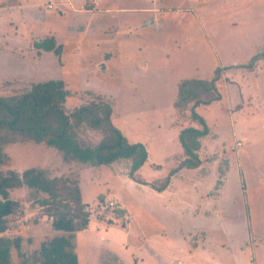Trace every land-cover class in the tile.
Instances as JSON below:
<instances>
[{"label":"rangeland","instance_id":"rangeland-1","mask_svg":"<svg viewBox=\"0 0 264 264\" xmlns=\"http://www.w3.org/2000/svg\"><path fill=\"white\" fill-rule=\"evenodd\" d=\"M104 1L0 0V94L56 78L62 79L69 91L66 111L82 104L108 102L113 125L129 142L146 143L149 148L133 176L159 184L182 158L178 141H172L173 127L181 125L182 118L200 127L189 105L182 113L173 110L178 81L210 79L215 66L226 67L223 79L216 81L219 98L195 108L207 125L200 138L204 150L197 151L200 165L178 170L176 178L194 183L199 193L210 188V198H220L218 205L209 200L205 208L222 212L225 229L215 222H203L209 228L205 240L202 235L186 236L196 225L189 213L202 208L196 202L199 194L188 203V215L161 214L155 209L158 196L143 191L130 177L128 159L100 165L65 162L54 147L24 141L4 146L8 158L0 171L40 166L51 176L78 178L82 199L91 210L88 227L74 234L79 264H176L178 260L187 264L180 246L183 251L207 249L211 258L240 250L235 253L238 264L252 259L253 264H264V64L257 61L251 70L241 67L264 46V0H136L165 11L159 14L161 26L141 28V33V23L131 22L127 29L121 13L105 16L106 20L72 14L100 8ZM130 1L134 0H117L114 5H135ZM165 5L190 6L197 11L182 13L185 20L176 24L181 15ZM50 35L62 45L58 55L32 45ZM241 93L245 98L241 96L239 102ZM174 113L182 118L177 119ZM79 135L83 144H92L101 132L84 127ZM10 196L24 208L12 217L7 231L11 237H20V248L11 250L10 260L12 264H31L25 255L60 232L54 231L49 219L35 207L34 196L26 187L11 190ZM244 201L246 211L241 215ZM116 206L123 212L119 216L113 211ZM229 219L234 224L231 237L226 233ZM246 221L257 234L250 236V242H245ZM166 225L179 230L177 235L164 233Z\"/></svg>","mask_w":264,"mask_h":264},{"label":"trees","instance_id":"trees-1","mask_svg":"<svg viewBox=\"0 0 264 264\" xmlns=\"http://www.w3.org/2000/svg\"><path fill=\"white\" fill-rule=\"evenodd\" d=\"M32 45L37 50L52 51L57 55L61 51V45L53 36L41 42L35 41ZM257 61L264 64V46L241 67L251 70ZM224 68L216 67L210 79L185 78L178 82L173 106L182 113L189 105L190 114L200 127L187 126L180 130L178 141L183 156L159 184L145 182L152 188L160 191L179 169L200 165L197 151L200 138L207 132V125L195 108L219 98L216 95V81ZM68 94L64 81L56 78L33 82L11 94H0V165L8 158L4 151L6 144L24 141L42 143L54 147L65 162L100 165L121 158L128 159L130 177L143 182L136 179L133 173L147 157L146 147L140 142H129L121 130L113 125L112 105L99 101L66 111L64 106ZM84 127L100 131L101 136L92 144H83L79 130ZM21 187L30 190L35 207L49 219L51 228L60 232L41 241L38 248L25 255L24 259L30 257L31 264H79L74 251V234L88 227L91 210L82 199L77 177L51 176L46 168L40 166L21 171H0V264H12L11 250L20 248V237H11L7 231L12 217L24 209L21 201L10 196L11 190ZM113 208L117 216L123 213L117 206ZM107 222L111 223L109 219Z\"/></svg>","mask_w":264,"mask_h":264},{"label":"crops","instance_id":"crops-1","mask_svg":"<svg viewBox=\"0 0 264 264\" xmlns=\"http://www.w3.org/2000/svg\"><path fill=\"white\" fill-rule=\"evenodd\" d=\"M116 2H117V0H106L103 2V5L100 8L93 6L92 8L90 7L88 9H86L85 11H80L79 13L72 12V14L73 15L78 14L79 17H80V14H84V16L97 15L98 18H100V17L105 18V16H109L110 14H112L114 12L121 13V16H123L122 23L126 24V27H128L127 29H129V27H130L129 25L131 22L134 23V21H135V22L141 23L140 33L142 32L141 28H146V27H150V26H159V24L161 26V15H159V14H161V12H165V11L161 10L164 8H161V7L158 8L149 2L145 3L143 5L140 1L136 2V0L129 2L130 4H135V5H125V6L124 5H114ZM64 6H66V5H64ZM165 6L173 7V9L175 10V13H178L179 15H181V17L177 20L176 24H178V21L182 22L185 20V17H183V15H188V13H187L188 11L191 13H195L197 11V8L190 9L189 8L190 6H185L182 8L176 7L175 5H173V6L165 5ZM64 9L67 10L66 7ZM182 13H183V15H182ZM68 15L70 16L71 14H68ZM106 19L107 18H105V20ZM166 22L175 24V21H173V20L172 21L166 20ZM174 24H168V25L173 27ZM159 31L160 30L158 29V33H159ZM111 36H109V37H111ZM155 39H156V35L154 36L153 41H155ZM58 44L61 45V43H58ZM61 50H62V45H61ZM60 53H61V51H60ZM108 55H110V54H108ZM104 56H105V54L103 55L104 60H107V58H105ZM216 67H219V66H215L213 71L216 69ZM221 73H222V76L219 78L218 81L223 79V72H221ZM212 75H213V72H212ZM176 93H177V86H176ZM241 96L244 97V94L241 93V95L238 96L239 102L242 101ZM243 101H245L244 104H246V99H243ZM173 110H175L174 107H173ZM175 116L177 117V119L182 118L177 113L175 114ZM177 119L174 118L173 120H177ZM182 119H183V121L181 122V125H178L177 128H175V126L173 127L175 136L173 137L172 141H174V142L178 141V134H179L181 129H183L184 127H187V126H192V125L187 124V122H185L184 118H182ZM239 142L241 145V141H239ZM178 144H179V147H178ZM178 144L176 145L177 148L179 150H182L179 141H178ZM144 145L146 147V150L148 151L149 148H148L147 144L144 143ZM165 145L167 146L166 143H165ZM202 150H204V143L200 141V148L198 151L202 152ZM181 156H183V151H182ZM197 167H199V166H197ZM237 168H238V171L240 173L241 172L240 168L239 167H237ZM179 172H180V169H179ZM179 172L172 175L170 177L168 184L165 186V188H163L160 191L152 188L149 184H146L145 183L146 181H144V180H143V182H138V183L141 184L140 187L143 188L142 189L143 191H147L148 193H152V194L155 193L158 196V200L156 201V204H155V209L159 210L161 212V214H166V215H169L170 217H171V215H174V214H179L180 216H183L184 214L188 215V211H187L188 203L190 201L194 200L195 196H198V194H199V196H201L200 193H202V198L200 199V197L198 196V199L196 201V202H200L199 203L200 207H202L201 210L199 209V207H197L195 209L197 211L196 213L193 211L191 212V214L189 213L190 218H192V221L196 222L193 225H195V224L196 225L192 228L193 231L191 229L189 232H187L186 236H191L194 238V235H196L197 237H200V235H202V237H200V238L202 239V241L205 240L206 236L209 232V228L203 226L202 225L203 222H206V223L215 222L216 226H218V228L222 227L225 229V225L223 223L224 222L223 221L224 215H221L222 212L218 209H216V210L213 209L212 211H210V210H206V208H205L207 201L211 200V201H213V203L218 205L220 198L215 197V198L211 199L210 197H212V194H211L212 190L210 188L205 192L199 193L198 189L195 190L197 185H195L194 183H188L186 181L179 182V180H176ZM176 183H177V185H175ZM242 185H243V183H242ZM245 202L246 201H244V205H245L244 208L241 207V210H240L241 215L243 214L244 209H245L244 212L246 211L245 207L247 204H245ZM185 219L188 220L189 217L186 216ZM202 219H204V220H202ZM232 220L233 219L228 220V221H230V224H228L229 226L226 229V233H227L228 237H231V234H232V232L230 231V226L234 225L233 222H231ZM225 221L227 224V220H225ZM251 222H253V221H251ZM103 224L105 225V223H103ZM163 227L167 231L166 232L164 230V233H166L168 235L170 234L173 237L175 235H177V233L179 231L177 229L174 230L173 227L169 226V225H166ZM244 227H247V229H248L247 230L248 235H247V239H245V242H250V236L251 237L257 236L256 231H254L252 224L247 225V221H246V224H244ZM178 249H179V251L184 252L182 254L186 257L185 259L187 260V264H221V262H220L221 259L224 261L228 260L231 264H238L240 262L239 257L235 254L236 252H237V254H240V252H241L240 250L239 251H231V250L225 249L227 251H226V254L223 253L224 254L223 257L211 258L207 254V251H206L207 249L205 251L204 250H194V249L183 251L181 249V246L178 247ZM241 249H242V247H241ZM176 264H185V263L181 260H178ZM248 264H253V259H252V261L250 260V262H248Z\"/></svg>","mask_w":264,"mask_h":264},{"label":"built area","instance_id":"built-area-1","mask_svg":"<svg viewBox=\"0 0 264 264\" xmlns=\"http://www.w3.org/2000/svg\"><path fill=\"white\" fill-rule=\"evenodd\" d=\"M237 144L239 145V144H240V142L238 141V142H237ZM109 204H110V205H112V204H114V203H113V201H112V200H109Z\"/></svg>","mask_w":264,"mask_h":264}]
</instances>
